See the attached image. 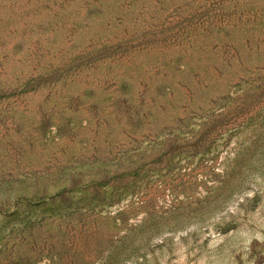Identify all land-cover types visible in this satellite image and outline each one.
<instances>
[{
    "label": "rangeland",
    "instance_id": "1",
    "mask_svg": "<svg viewBox=\"0 0 264 264\" xmlns=\"http://www.w3.org/2000/svg\"><path fill=\"white\" fill-rule=\"evenodd\" d=\"M0 264H264V0H0Z\"/></svg>",
    "mask_w": 264,
    "mask_h": 264
}]
</instances>
